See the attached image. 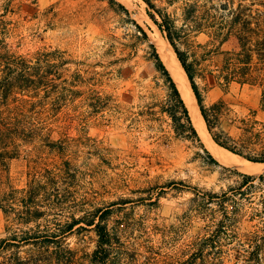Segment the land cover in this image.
<instances>
[{"label": "rangeland", "instance_id": "obj_1", "mask_svg": "<svg viewBox=\"0 0 264 264\" xmlns=\"http://www.w3.org/2000/svg\"><path fill=\"white\" fill-rule=\"evenodd\" d=\"M116 1L128 9L152 42L150 32L157 28L146 15L145 5L140 0ZM0 29L16 55L65 52L73 62L66 66L69 74L77 69L83 77L71 87V78L65 76L68 84L60 85L65 101L58 111L51 110L54 93L25 97L35 103L38 113L33 123L43 130L35 142L21 147L20 159L11 162L14 184L24 187L28 171L57 172L68 161L76 174L74 188L66 209L50 216L52 222L71 221L72 216L87 220L95 211L108 210L107 227L119 240L114 264H186L191 244L206 235L211 220L210 211L200 210L201 197L209 190L220 192L236 177L200 167L190 143L175 136L160 111L162 83L144 58L145 45L134 43L128 17L105 0H0ZM199 86L202 89L204 84ZM97 94L109 98L102 111L93 107ZM189 95L198 109L191 91ZM203 98L207 107L220 98L228 106L230 111L222 119L225 128L233 120L237 125L250 111H257V119L264 121L261 91L256 86L233 84L226 94L220 89L203 91ZM47 134L56 141L55 148L43 145ZM262 197L264 185L252 195L253 206L259 207ZM213 208L208 205L207 209ZM250 218L247 214L234 232L220 234L211 247L209 242L203 244L204 257L196 256L189 264H264V255L250 259L249 247L241 239L242 233L262 227L258 219ZM10 223L0 210V237ZM96 240L88 227L68 236L73 264H90Z\"/></svg>", "mask_w": 264, "mask_h": 264}, {"label": "trees", "instance_id": "obj_2", "mask_svg": "<svg viewBox=\"0 0 264 264\" xmlns=\"http://www.w3.org/2000/svg\"><path fill=\"white\" fill-rule=\"evenodd\" d=\"M105 1L128 17L134 43L145 45L144 58L164 91L160 111L169 120L175 136L190 143L200 167L210 173L219 169L236 177L233 184L220 192L209 190L201 197L200 210L210 211L211 220L206 225V235L191 244L192 253L186 264L196 261V256L203 258L206 244L209 242L211 247L220 234L234 232L247 214L251 221L258 219L262 225L253 232L242 233L241 238L249 247L250 259L258 260L264 255V197L259 207H255L252 195L264 185V173L244 174L218 162L201 141L180 90L147 32L130 18L123 4ZM140 1L185 72L214 143L250 163L264 164V121L257 119V111H250L237 125L234 120L227 122L225 128L222 119L230 111L228 106L220 98L207 107L203 98V91L220 89L226 94L233 84L251 85L260 89L264 109V0ZM254 5L262 9L253 8ZM200 37L203 41H198ZM72 63L65 52L58 50H44L28 57L16 55L0 29V210L11 222L5 227L4 237H0V264H73L75 258L66 241L73 232L85 227L91 228L97 238L89 263L114 264L117 260L119 240L107 227L108 210L95 211L87 220L72 216L71 221L64 223L51 221L50 216L66 209L74 188L76 174L68 161L57 172L45 168L28 171V181L21 188L10 176L11 162L20 159L21 147L35 142L43 130L33 123L38 113L35 103L25 97L54 93L51 110L58 111L65 101L60 91L61 84H68L65 76L71 78V87L83 81L79 70L69 74L66 66ZM199 82L204 84L202 89ZM95 98L96 111L108 106L105 102L108 97L102 99L97 94ZM49 136H43V145L55 148L56 141ZM195 196L199 197L196 193ZM208 205L215 208L207 209Z\"/></svg>", "mask_w": 264, "mask_h": 264}, {"label": "bare ground", "instance_id": "obj_3", "mask_svg": "<svg viewBox=\"0 0 264 264\" xmlns=\"http://www.w3.org/2000/svg\"><path fill=\"white\" fill-rule=\"evenodd\" d=\"M122 1V0H121ZM127 3V1H126ZM129 3V2H128ZM133 3V2H132ZM129 6V5H128ZM133 7V6H132ZM135 8V7H134ZM137 9V8H136ZM140 9V8H139ZM138 10V9H137ZM136 12V11H135ZM138 13V11H137ZM141 13V12H140ZM139 13V14H140ZM136 14V13H135ZM151 27V26H150ZM152 37V42L156 46L160 57L168 68L171 76L173 77L175 83L177 84L182 98L184 99L186 106L189 110L191 120L201 138V141L208 149V151L219 161L228 164L232 167L238 168L239 170L254 175L264 171V164L259 163H250L247 160L238 157L229 151L219 147L214 143V141L208 135L203 122V118L196 108V105L193 106L192 98L189 95L191 91L190 86L187 82L184 71L182 70L178 59L170 45L163 39L161 34L157 29H152L150 32ZM194 98V97H193ZM194 101V100H193ZM196 109V111H195Z\"/></svg>", "mask_w": 264, "mask_h": 264}, {"label": "water", "instance_id": "obj_4", "mask_svg": "<svg viewBox=\"0 0 264 264\" xmlns=\"http://www.w3.org/2000/svg\"><path fill=\"white\" fill-rule=\"evenodd\" d=\"M179 62V61H178ZM180 64V63H179ZM181 66V65H180ZM182 68V67H181ZM183 70V69H182ZM184 74H185V72H184ZM185 76H186V74H185ZM186 79H187V77H186ZM187 82H188V84H189V81H188V79H187ZM189 86H190V84H189ZM191 89V88H190ZM191 92H192V90H191ZM193 94V93H192ZM194 96V95H193ZM195 98V97H194ZM196 101V100H195ZM197 104V103H196Z\"/></svg>", "mask_w": 264, "mask_h": 264}]
</instances>
